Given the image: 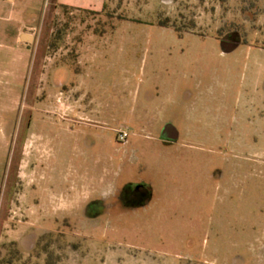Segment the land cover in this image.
<instances>
[{"label":"rangeland","instance_id":"obj_1","mask_svg":"<svg viewBox=\"0 0 264 264\" xmlns=\"http://www.w3.org/2000/svg\"><path fill=\"white\" fill-rule=\"evenodd\" d=\"M0 3V264H264V0Z\"/></svg>","mask_w":264,"mask_h":264},{"label":"crops","instance_id":"obj_2","mask_svg":"<svg viewBox=\"0 0 264 264\" xmlns=\"http://www.w3.org/2000/svg\"><path fill=\"white\" fill-rule=\"evenodd\" d=\"M55 2L67 8L100 10L104 7L106 0H55ZM27 8H29V5L27 3H0V23L7 24L6 26L10 25L11 23L15 24V22L16 24H20L21 21L25 20V13ZM5 13L7 14L6 16H4ZM13 18H17L16 21H13L15 20ZM10 32H11L10 29H7V31L0 29V38L6 41L10 37ZM11 37L14 38L13 35H11ZM18 38L21 40H25V38L32 40L33 36L31 34H26L24 32H21L18 33ZM3 46L4 44H2V42L0 41V48H1L0 56L5 53ZM9 72H10V68L8 65L0 64V89H1L0 100H2L4 95L2 89V87H4L3 85L9 83V80L7 79L9 77ZM18 72H20V69H18ZM21 78H22L21 80L24 81L25 76L22 74ZM19 81L20 80H18V82ZM49 101H50L49 105L47 103L46 104L40 103V105L37 107V110L41 111L42 109H44L45 112L48 114L53 113L52 108L55 106L52 103V97L49 99ZM8 113H9L8 111H3L2 113H0V116L6 118L9 115ZM86 114L88 113H85V116L87 117ZM37 143L39 144V142H37L36 139H33V136L30 137V135L26 136L25 139L23 140L22 149H23V153L25 154L26 161H28L26 158L27 152L32 151L37 146ZM6 144L8 145V141L6 142Z\"/></svg>","mask_w":264,"mask_h":264},{"label":"trees","instance_id":"obj_3","mask_svg":"<svg viewBox=\"0 0 264 264\" xmlns=\"http://www.w3.org/2000/svg\"><path fill=\"white\" fill-rule=\"evenodd\" d=\"M258 6L255 3H251L250 6L246 7L245 11H251L253 14L257 13ZM264 44V41H263Z\"/></svg>","mask_w":264,"mask_h":264},{"label":"built area","instance_id":"obj_4","mask_svg":"<svg viewBox=\"0 0 264 264\" xmlns=\"http://www.w3.org/2000/svg\"><path fill=\"white\" fill-rule=\"evenodd\" d=\"M118 133H119V139L121 140V141H125L126 140V137H127V135H128V133H127V130H118Z\"/></svg>","mask_w":264,"mask_h":264}]
</instances>
